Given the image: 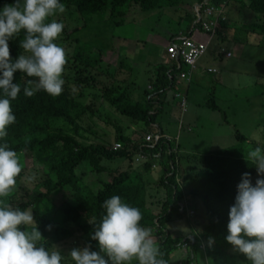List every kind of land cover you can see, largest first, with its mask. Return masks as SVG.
I'll return each mask as SVG.
<instances>
[{"label": "trees", "instance_id": "trees-1", "mask_svg": "<svg viewBox=\"0 0 264 264\" xmlns=\"http://www.w3.org/2000/svg\"><path fill=\"white\" fill-rule=\"evenodd\" d=\"M182 1L61 0L65 5V11L55 13L48 21L56 20L64 25L55 41L66 54L63 72L67 74L62 73L64 79L62 92L53 97L40 90L32 97H26L23 94L25 81L36 78L26 77L19 71L13 74V82L21 84V92L15 100L10 101L16 119L8 126L4 141L17 152L21 167L26 158L30 157L42 168L44 176L38 191L36 186L28 190L30 195L24 192L23 184L16 177L15 186L3 199L13 208L26 210L31 207L35 213L36 226L43 238L48 237L53 228L61 229L64 236L74 239V244L79 246L80 243L89 242L91 250L99 252L98 242L91 239L90 233L94 231V222H98L104 214L102 202L113 195H118L124 202L140 209L142 219L139 223L156 226L162 235L158 246L162 258L168 262L171 254L180 249L178 246L183 240L172 239L165 230L166 223L174 214L183 215V203L186 202L187 207L189 206L187 196L190 195L200 204L193 206L191 203L189 206L191 209H199L198 223L202 216L206 222L202 232H198L196 225L193 226L196 244L193 240L188 241L189 260L186 264H199L201 258L200 264H251L243 254L233 251L224 236L227 231L229 206L234 203L242 173H250L253 183L258 178L255 166L245 159L247 150L256 145L249 141L244 129H248L247 124L249 126L255 124V128L264 132V81H261L260 74L256 75V68L263 64L259 58L255 59L256 56L246 52L242 54V59L235 58L237 62L235 67H242L236 71L237 74L250 73L255 84L260 82L257 87L261 92L259 97H254L258 102L253 101V97L242 100L241 108L236 109L234 113L235 120L232 118L234 121L238 120V123H231L229 114H225L217 103L216 94L211 93L213 111H219L223 124L236 130L229 147L211 149L192 157L185 154L178 162L177 154L166 155L167 149L164 145L159 144L148 149L152 155L162 153L163 158L169 157L165 167L169 168L168 172L158 185V188H164L166 191L159 225L155 223L156 216L151 213L152 209L147 207L149 193L147 185L143 182V175L132 168L133 156L127 155L124 151L115 152L107 148L108 143L104 140L101 142V137L93 126L95 113H101L100 104L105 102L114 113L134 124L150 126L166 119L167 124L183 123L189 127L193 126V122L182 116H185L183 111L178 110L167 95L175 83V74H170L169 69L159 67L155 73L147 72L148 82L142 85L138 80L140 73V64L136 59L138 54L133 50L137 49L138 44L146 41L128 38V31L121 33L116 31L127 27L131 21H136L134 14L136 7H140V12L145 15H151L156 10L162 15L165 8L174 6L181 8ZM199 1L202 4L206 2ZM13 2L14 0H0V6ZM222 3H227L226 7L233 14L236 12L240 14L244 10L251 11L254 21L248 24L242 22L241 26L224 21L222 26L224 29L232 30V27L237 29L232 30L234 40L243 37L244 41L241 42L246 46H258L264 50V0H209L208 4L202 6L201 12L204 14L207 7L220 8ZM237 6L239 11L236 10ZM182 12L183 9L180 13ZM158 13L156 18L154 17L155 23L167 26L169 39L170 36L183 32L199 41L203 40V37L199 38L196 33L206 31L205 19L198 21L199 15L196 12L192 13L185 9V13L180 15V21L174 26L175 31L171 30V17L159 21ZM74 20L76 23L71 25L70 21ZM23 36L24 33L21 31L8 42L10 56L13 59L22 51L19 41ZM121 40L127 41V44H121ZM229 41L228 35L222 29H217L206 57L219 63L228 60L225 57L227 50L224 49L226 47L224 42ZM209 58H206L208 62ZM128 59L135 61L132 66H128L129 69L124 70V67H127L124 62ZM151 83L152 89H148ZM132 91L140 94L143 102L130 99ZM153 94L157 95L150 99ZM84 118L90 121L87 128L85 124L80 125ZM107 124L115 127L112 121ZM164 125L160 126L161 129ZM183 130L188 132L186 129ZM118 132L116 141L125 145L127 137L120 133V129ZM128 157L130 162L128 170L117 175L103 164L104 161H113L116 158L124 161ZM192 161L196 164H191ZM181 164H189L192 170L188 171L189 174L182 175L183 182L180 181V174L183 171ZM202 164L206 167L200 169ZM147 166L145 170H148ZM171 172L173 175L169 176ZM106 174L111 178L110 181L104 178ZM41 186L45 188V192H39ZM186 187L188 193L185 191ZM49 225L50 229L47 227ZM202 243L208 247L203 249ZM198 254H201V258ZM62 264L73 262L65 259Z\"/></svg>", "mask_w": 264, "mask_h": 264}, {"label": "clouds", "instance_id": "clouds-1", "mask_svg": "<svg viewBox=\"0 0 264 264\" xmlns=\"http://www.w3.org/2000/svg\"><path fill=\"white\" fill-rule=\"evenodd\" d=\"M208 2L209 0H206L202 4L198 1L196 5H199L200 8L196 13L199 15L198 21L205 19L206 31L202 33L209 35L211 38H207L206 41H199L181 32L180 34L170 36L169 44L165 47L168 60L172 63L167 69H169L170 74H175V83H173L172 89L176 83L182 85L181 80L186 78L184 72L185 66L191 69V75L199 71L206 75L205 77H208V74L222 76V72L204 62L209 52L210 44L219 27H222V31L230 38L229 42H224V46H226L224 49L227 51L225 53L223 50V53H225L226 58L233 56L231 50L235 46H240L243 52L247 49V46L241 42L244 41L243 37L239 40H234L235 35L232 32H228L231 29H224L222 26L224 21L240 25L235 20L239 19V16L238 18L233 16L232 11H229L228 7H226L227 3H222L220 8L207 7L203 14L201 8L203 5L208 4ZM224 9H226V12ZM64 11L65 5L61 0H14L11 4L5 3L3 6H0V264H62L65 259H70L73 264H134V262L135 264H167L175 252L171 254L168 262L164 260L158 246L162 235H160L157 244L152 238L151 230L149 229L152 226L155 228L157 234H160L156 226L139 223L142 219L140 209L124 202L118 195H113L102 202L101 207L104 209V214L98 222H94V231L90 233L91 239L98 242L99 252L91 250L89 242L85 244L80 243L79 246L74 244V239L64 236L61 229L55 230L53 228L50 235L43 238L42 233L36 226L35 213L31 207L26 208V210H21L19 208H13L4 202L3 198L12 191L16 184V177L23 184L24 192L27 194L30 193V191L28 193V190L33 189L35 186L38 191L39 184L43 182L44 174L42 168L36 165L31 158L34 164L33 170L27 171L26 160L30 157L26 158L24 165L21 167L17 152L9 147L8 143L4 141V138L7 136L8 126L13 124L16 119L10 101L15 100L21 92V84L13 82L14 73L19 71L26 77L36 78L35 80L28 79L25 81L23 94L26 97H32L40 90L45 91L53 97L58 96L62 92V86L64 84L62 73L66 63V54L63 48L58 46L55 41L61 34L64 25L56 20L48 21V18L55 13H63ZM213 15L216 17H212ZM243 23L248 24L249 22L244 21ZM233 29L237 30L232 27ZM21 31L24 33L23 39L19 41V47L22 51L13 59L10 56L8 42L20 34ZM196 34L199 35V38H202L201 33L197 32ZM188 40L206 45L205 52L197 57L194 63L188 62L187 57L184 55L173 58L169 52L170 47L183 45ZM247 40H250L249 37H247ZM230 46H232L231 50ZM154 52L156 51L154 50ZM157 60L148 63L151 68L155 66V71H153L154 69L149 70L152 73H155L159 67L165 68V62H159ZM156 64H159V66L157 67ZM201 67L203 68L201 69ZM171 79L173 81V78ZM188 82L192 83L191 80ZM152 86L151 83L148 89H152ZM156 95L153 94L149 98L153 99ZM170 98L171 103L178 110L183 111L185 116H182L184 118L192 113L190 99L184 93L176 92L175 98L178 99L177 103H174L173 99ZM193 98L195 101H198L195 97ZM201 106L213 110L211 92L205 96V101ZM172 112L176 113V111ZM168 119L172 120L173 118ZM193 120L190 121L192 122ZM163 121L152 123L150 126L128 122L131 123V127L128 129V134L130 135L120 129V133L122 132L127 137L126 144L124 145L116 141L114 147L108 145L107 148H111L115 152L124 151L127 155H132V161H134L132 168L138 170L142 175L143 172L149 173L151 170H153L151 173L156 174L157 169H154L156 166L154 164L155 160L159 154L163 159V154L152 155V153L150 154L148 152V149L161 144V146L164 145L167 149L165 152L166 155L170 156L172 153H175L174 146L171 144L174 138L177 141L178 148L182 150L180 143L182 138L181 133H187L183 129H186L189 135L195 134L194 126L196 120L192 123L193 126L191 127L189 125H183V123H177V129L180 131L178 133L171 132L169 130L170 124H167V122L161 129L160 126L164 124ZM89 122V119L84 118V121L80 125L85 124L87 128L90 125ZM133 131H136V133L143 131V135L139 138H133L135 134H131ZM253 139L257 142L255 143L256 146L247 150V158L245 159L248 162L251 161L252 165L255 166L258 178L253 183L250 173H242L241 179L237 184L234 203L229 206V219L226 225L227 231L224 239L232 246L233 251L243 254L251 264H264V146L260 144L259 136H254ZM168 156L164 157L166 162L169 161ZM125 161L130 164L129 157L123 162ZM146 165H148V170H145ZM182 166L184 167V164H181V168ZM167 169L169 168H165L162 171L160 169L159 174L161 179L165 177L168 172ZM164 171H166L165 174H163ZM182 172L180 179L183 178ZM172 175L173 172L169 174V176ZM184 175H187V173ZM143 182L147 186L149 185L150 188H153V184L149 181L143 179ZM39 192H45V188L41 186ZM187 200L189 206L191 203L198 202L195 199L190 203L188 196ZM189 206L187 207L186 202L183 203V215L189 218L192 216L199 218L200 211L191 209ZM147 207L150 210L152 209L148 204ZM162 212L163 209L157 214L153 210L151 211L156 216L155 223L157 225L160 224ZM178 216L181 217V215ZM174 217L172 216L166 223L165 230L169 236L171 234L167 230V225ZM47 227L50 229L51 225ZM57 233L59 236L56 235ZM190 235L191 238L185 243L183 241L178 247L181 249L187 245L190 247L189 240L195 241L196 244V236L193 233ZM53 236L58 237L60 241L71 243L72 249L67 255H64L58 248L56 250H49L51 242H43ZM101 253L106 254L107 257H104ZM185 258L189 260V253ZM193 258H195V254Z\"/></svg>", "mask_w": 264, "mask_h": 264}, {"label": "rangeland", "instance_id": "rangeland-1", "mask_svg": "<svg viewBox=\"0 0 264 264\" xmlns=\"http://www.w3.org/2000/svg\"><path fill=\"white\" fill-rule=\"evenodd\" d=\"M198 1L199 0H183L181 2L183 3L181 5V8L177 6H174L172 8H165V11H163L164 15L163 14L160 15V13H158V10L153 12L151 15H147V14L145 15L140 12V7H136L134 9L136 21L134 22L131 21L127 27L119 28L118 30H116L118 33H121L122 31H128V38L143 39V41H146L145 43L138 44L137 49L133 50L138 54L136 57L137 61L140 64L139 67L140 73L138 75L139 77L138 80H140L142 85L148 82L147 72L151 69H154L153 71H155V66L151 68V66L148 64L149 62L151 63L158 59L159 62H165L166 69L172 65V63L168 60L167 52L165 49L166 45L169 44L170 41L168 37L169 30L167 29V26L156 24L154 17L156 18L157 13L160 16L159 21L164 20L168 16L171 17L172 19L171 30L175 31L174 26L177 21H180V15L185 13V9L190 10V12L192 13L197 12V10L200 8L199 5H196ZM182 9L183 12L180 13ZM236 10L239 11V6H237ZM224 11L226 12V9H224ZM233 16H235L236 18H238L239 16V19H235L232 16L231 17L237 20V22L240 23V25L244 21H247L249 23L251 21H254L251 11L247 12L246 10H244L242 13H240V15L238 12H236L234 13ZM212 17H216V16L213 15ZM75 23L76 20L70 21L71 25H74ZM219 29H222V27H219ZM228 32L231 33L232 30H229ZM201 36L204 37L202 38L204 41H206V39L210 37L205 33H201ZM122 43L127 44V41L124 42L121 40V44ZM232 46H230V50ZM234 49L231 50V53L233 54L232 58L231 59L227 58L228 60L224 61L223 63L215 62L209 57H206L209 58V62L207 61L206 58L204 59L206 63L212 65L220 72L222 71L221 77L218 74H208V77H205L206 75L200 73L199 71H196L193 74L194 75L193 76L191 75V69L185 66L184 72L186 74V78H183L182 80L180 79L182 85L176 83L175 87L167 93V95L171 97L170 99H173L174 103H177L178 101V99L175 98L176 92H182L186 96H188L190 99V107L192 112L191 114L188 115V118L189 120L194 119L192 122H195L196 120V124L194 126L195 134L189 135L188 132L181 133L182 138L180 140V143L182 145V150L178 148V145L176 144L177 141L175 140V138L172 142V144L174 145L175 154L178 155L177 162L178 159L183 158L185 156V153L186 155L192 157L193 155H198L202 152H209L211 151V149L218 150L219 148L229 147L233 142V138L236 135V130L232 126L227 127L225 124H223L221 119V113L219 111L215 112L209 108H204L201 106L203 105L205 101V96L207 94H209L210 92L217 94L218 104L225 112V114H229V116L231 117L232 124H236L239 122L238 120L234 121L235 120L234 113L236 109L241 108L242 100L248 97L250 98L253 97L252 100L258 102V99L255 98L259 97V95L261 94L260 88L257 87V84H259L260 82H256L255 84V81L254 79L251 78L250 73L237 74L236 71L241 69L242 67L240 68L235 67V65L237 64V62H235V58L242 59L243 58L242 54L244 52L242 51L240 46H235ZM154 50L156 52H154ZM245 52L250 55L253 54L252 56L257 57L255 59L259 58L260 61H262L263 64H261L260 67L256 68L257 70L256 75L260 74L261 81H264V50L259 49L258 46H247ZM105 60L107 61L108 58ZM134 61L135 60H129V59L126 60L124 64L127 67H124V70H127V68L129 69L128 66H132ZM159 64H156V66L158 67ZM189 80H191L192 83L188 82ZM189 87L191 88L189 89ZM130 94H131L130 99H132L133 101L136 102L142 100L141 97L139 98V94L136 93V91H132ZM193 97L198 99V101H195ZM141 102H143V100ZM107 105L108 104L106 102L105 104L103 103L100 104L101 113L95 114L96 119L93 122V126L97 130L98 136L101 137L102 140L109 143L108 145L110 147L111 146L114 147L116 142V137L119 134L118 130L121 129L124 132H126V134H128L129 133L128 129L131 127V123H128L126 120L120 117L119 114L114 113ZM109 121H112L115 127L109 126L107 124ZM166 122H167L166 120L163 121L164 124H166ZM247 127L248 129L247 128L244 129V132L246 135H248L249 141L257 143L253 139V137L259 136L260 144L264 146V132L260 133V131L257 128H255V124L254 126H249L247 124ZM169 130L173 133L180 132L178 131L176 124L174 125L170 124ZM142 133L143 131H141L140 133L139 132L136 133V131L131 132V134H134L133 138L141 137L143 135ZM122 162L123 160L121 158H116L113 161H104L103 164H105L110 171L112 172L114 171L115 174L117 175L128 169L129 166L128 162L127 161L123 163ZM26 164H27V169H26L27 171L33 170L34 164L31 158H28L26 160ZM154 164L156 165L154 169H157L156 174L151 173V171L153 170H151L149 173L143 172L142 179L147 180L153 184V188H150L149 185L147 186L149 193L147 204L150 205L154 213L157 214L158 212H161L162 205L166 196L165 189L158 188V183L161 179L159 171L160 169L161 171L163 169L165 170V167L167 165L166 159L165 158L162 159L159 154ZM191 164L195 165L196 162L192 161ZM204 167H206L204 164L200 165V169ZM190 170L191 167L189 166V164L186 165L184 164L182 175H184L185 173L189 174ZM165 172L166 171H164L163 174H165ZM193 174H195V172ZM104 178L108 181L111 180L108 174H106ZM180 180L183 182V178H181ZM185 191L186 193H188L187 187L185 188ZM188 197L190 203L195 200L190 195H188ZM198 204L199 203L196 202L193 204V206L194 205L198 206ZM197 210L199 212V209ZM173 216L175 217L173 218L172 221L168 223L167 230L168 232H170L172 238H180L181 240L184 241V243L189 238H191L190 234L193 233L194 225H196L198 232H202V229L206 222L204 216H202L200 223H198L199 218L197 216H192L191 218L185 215H181L180 217L174 214ZM149 229L151 230L152 238L158 244V240L160 239V234H157L155 228H153L152 226ZM55 230L57 229L55 228ZM56 235L59 236L58 233ZM43 242H48V243L51 242V247L49 250H56V248H58L64 255H67L72 249L71 243L66 241H60L59 238L56 236H53L52 238L50 237L46 241L44 240ZM201 247H203L204 249L207 247V245L202 243ZM188 248L189 246L187 245V246H183L182 249L181 248L178 249L175 252V254L172 256L173 258L171 257V260L167 264H186L187 259L185 258V256L189 253ZM103 255L104 257H107L106 254ZM198 256L199 258H201L200 257L201 254H198ZM201 262H202V258L199 261V264Z\"/></svg>", "mask_w": 264, "mask_h": 264}, {"label": "built area", "instance_id": "built-area-1", "mask_svg": "<svg viewBox=\"0 0 264 264\" xmlns=\"http://www.w3.org/2000/svg\"><path fill=\"white\" fill-rule=\"evenodd\" d=\"M206 50V45L203 43H196L194 41L188 40L184 42L183 45L177 46L174 45L170 47L169 52L172 57H180V55H184L187 57V61L190 63H194L195 59L199 57Z\"/></svg>", "mask_w": 264, "mask_h": 264}, {"label": "crops", "instance_id": "crops-1", "mask_svg": "<svg viewBox=\"0 0 264 264\" xmlns=\"http://www.w3.org/2000/svg\"><path fill=\"white\" fill-rule=\"evenodd\" d=\"M158 61V60H157Z\"/></svg>", "mask_w": 264, "mask_h": 264}]
</instances>
